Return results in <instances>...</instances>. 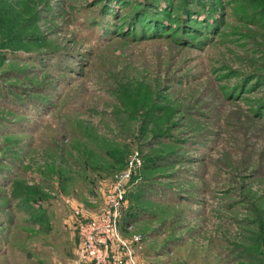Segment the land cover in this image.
<instances>
[{"label": "rangeland", "instance_id": "374dc122", "mask_svg": "<svg viewBox=\"0 0 264 264\" xmlns=\"http://www.w3.org/2000/svg\"><path fill=\"white\" fill-rule=\"evenodd\" d=\"M3 2L40 40L0 35V264H76L75 222L135 151L120 218L139 264H264V14L216 0L217 28L185 46L99 36L128 2Z\"/></svg>", "mask_w": 264, "mask_h": 264}, {"label": "trees", "instance_id": "16d2710c", "mask_svg": "<svg viewBox=\"0 0 264 264\" xmlns=\"http://www.w3.org/2000/svg\"><path fill=\"white\" fill-rule=\"evenodd\" d=\"M98 2L100 4V12L106 18L113 16L112 9L114 4L116 6H123L125 2H128L130 5V10L122 24L123 26L111 29L109 24L105 26L100 25L102 29H100L101 34L99 36L111 34L126 37L132 41L162 38L165 36L177 43L188 46V44H194L191 38L194 34H203V37H208L207 33L213 32L214 28H217L218 15L215 11V6L219 5L216 3V0H96L95 3ZM234 2L244 9L257 7L259 12L264 14V0H234ZM228 4H231V2L228 1ZM0 6L4 7V14L2 17L0 16L1 27H13L10 31L0 32V35L9 44H13L23 34L33 41L40 40L37 37L39 35L37 31L33 35H30L31 37L28 35L25 29L26 25H23L26 21L17 23L15 20L16 16H9L11 10L10 3H4L3 0H0ZM254 23L256 22L254 21ZM255 104L256 109H259V114L260 112L262 114L264 112V99L256 100ZM22 193L21 191L15 194L21 198L23 197L22 204L33 200L31 194L19 195ZM132 219L133 213L126 214L122 218L123 221L120 218V230H123L122 228H125L127 222Z\"/></svg>", "mask_w": 264, "mask_h": 264}, {"label": "built area", "instance_id": "2783aa9c", "mask_svg": "<svg viewBox=\"0 0 264 264\" xmlns=\"http://www.w3.org/2000/svg\"><path fill=\"white\" fill-rule=\"evenodd\" d=\"M141 165L138 152L129 156L127 168L116 177L115 194L112 201L92 218L75 222L78 237V261L86 264H139L134 245L140 241L133 233V225L126 229L129 238L120 230V211L124 200L123 182Z\"/></svg>", "mask_w": 264, "mask_h": 264}, {"label": "crops", "instance_id": "0c3cea01", "mask_svg": "<svg viewBox=\"0 0 264 264\" xmlns=\"http://www.w3.org/2000/svg\"><path fill=\"white\" fill-rule=\"evenodd\" d=\"M76 264H86V263H81L80 261H77V263Z\"/></svg>", "mask_w": 264, "mask_h": 264}]
</instances>
